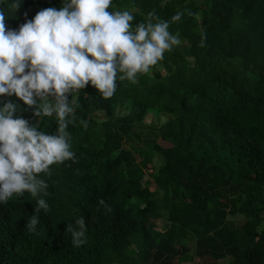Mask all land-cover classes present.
<instances>
[{
  "label": "trees",
  "instance_id": "1",
  "mask_svg": "<svg viewBox=\"0 0 264 264\" xmlns=\"http://www.w3.org/2000/svg\"><path fill=\"white\" fill-rule=\"evenodd\" d=\"M21 2L7 29L63 0ZM109 10L132 12L134 26L182 12L169 29L182 43L137 84L118 80L108 100L90 84L79 93L68 127L77 162L41 175L49 210L35 233L36 199L0 203V264H264V0H113ZM8 100L57 131L55 116L40 120L14 95L0 107ZM81 216L88 242L76 248L66 228Z\"/></svg>",
  "mask_w": 264,
  "mask_h": 264
},
{
  "label": "clouds",
  "instance_id": "2",
  "mask_svg": "<svg viewBox=\"0 0 264 264\" xmlns=\"http://www.w3.org/2000/svg\"><path fill=\"white\" fill-rule=\"evenodd\" d=\"M0 3H6L0 0ZM21 0L0 8V97L16 96L37 118L53 117L57 131L47 134L15 114L19 105L11 100L0 107V203L25 193L36 199L34 214L26 224L35 233L41 210L49 205L48 183L51 167L76 161L71 150L70 124L75 122L77 97L89 84L104 100L112 98L117 81L137 84L140 75L149 74L166 52L181 45L179 33L170 24L179 22L182 12L170 21L149 13L147 21L134 26L128 10L110 11L113 0H63L59 9L40 10L19 26L6 28L9 13L18 11ZM200 47L205 46V37ZM71 96V101H69ZM85 128L87 123L83 122ZM98 205L105 200L98 198ZM71 243L87 244L84 217L67 224Z\"/></svg>",
  "mask_w": 264,
  "mask_h": 264
},
{
  "label": "rangeland",
  "instance_id": "3",
  "mask_svg": "<svg viewBox=\"0 0 264 264\" xmlns=\"http://www.w3.org/2000/svg\"><path fill=\"white\" fill-rule=\"evenodd\" d=\"M146 122L147 123H151V122H153V123H157V120L155 119V116H153V115H148L147 117H146ZM165 122V118H163L160 122H159V124L160 123H164ZM151 171V169H149V172ZM148 175V173H146V175H145V178H144V180H147V179H149V177L147 176ZM162 181L163 180H160L159 181V183L160 184H157V187L158 188H161V185H162ZM156 184V183H155ZM155 188V185L152 187V189H154ZM150 223L152 224V225H154L157 229H160V228H162V226H163V222H162V220H157V219H150ZM240 224H241V221H240ZM195 227V226H194ZM195 228H197V230H195L194 229V233H195V235L196 236H200V235H202V233H203V229L202 228H199L198 226H196ZM176 263V262H175ZM215 262H212V261H210L209 263H206L205 261H203V260H201V259H197V258H195L193 261H191V262H186V263H183V264H214ZM215 264H228V262L226 261V260H220L218 263H215Z\"/></svg>",
  "mask_w": 264,
  "mask_h": 264
}]
</instances>
